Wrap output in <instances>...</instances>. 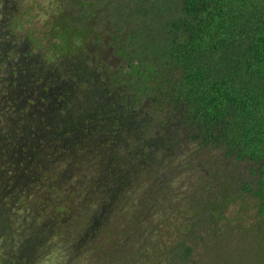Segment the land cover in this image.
Returning a JSON list of instances; mask_svg holds the SVG:
<instances>
[{"label":"rangeland","instance_id":"1","mask_svg":"<svg viewBox=\"0 0 264 264\" xmlns=\"http://www.w3.org/2000/svg\"><path fill=\"white\" fill-rule=\"evenodd\" d=\"M69 1L0 0V98L5 99L0 100V264H115L107 258L105 250L113 249V252L118 244L124 243L121 252L129 251L141 238L137 227L124 224L126 213H132L137 206L138 194L146 199L143 211L147 213L140 223L158 219L159 223L167 222L159 224V233L163 235L156 233L152 244H168L171 238L167 234L171 232L164 225L180 221L174 208L184 203L182 199L191 192L199 169L208 165L207 154L214 155L200 147L194 139L193 129L183 123L178 113L168 110L163 114L155 113L152 108L145 107L132 109L128 107V99L120 103L117 88L108 87L105 65L111 67L117 61L113 54L114 44L109 41L112 33L108 26L110 13H100V19L92 22L99 21L97 29L101 30L75 54L55 63L40 58L42 48L52 45L51 25L60 18L61 12L70 8ZM91 19H95L94 15ZM18 59L25 61L23 64L27 67L45 74L44 84L39 76L33 78V74L28 75V83L23 85L25 88L32 83L30 88H38L41 101L37 99V92L27 93L18 84L19 96L25 98L26 105H34V102L42 107L49 105L54 108V115L61 116L68 107L62 102L63 96L71 92L78 99L84 90L90 91L91 86H97L99 92L111 96L110 103L116 111L123 110L124 115L128 113L126 110L132 111L134 117L131 119L137 124L138 131L147 129L149 133L134 142L132 152H122L124 159L107 158L103 154L104 161H101L100 155L95 154L106 149L104 147L113 141V135L101 137L99 142L105 146L100 147L98 143L93 148L91 145L84 147L79 137L71 138L70 143L62 145L64 153L58 152L59 155L49 158L46 149L50 147L46 141L31 137L33 125H26L28 133L31 132L29 135L26 136L25 130L19 133L17 123L12 121V113L9 118L3 111H6V101L15 98L5 96L8 79L22 74ZM5 61L7 63H3ZM46 86H53L54 90L47 91ZM73 86L77 92H72ZM110 125L119 133L118 125L112 122ZM46 126L48 123L44 122L42 128ZM55 129L60 130V126L56 125ZM6 133L19 137L23 143L15 140L12 144ZM102 133L106 134V131ZM131 135L130 132L127 143L133 142ZM25 137L27 140L23 139ZM25 142L27 147L23 150L27 151L21 156L25 161L29 160L24 163L21 159L14 169L2 156L16 143L22 147ZM87 152L91 154L87 156ZM139 164L144 170L130 186L129 174ZM101 167L106 170L101 171ZM123 169L126 172L120 175ZM152 179L162 185L149 190ZM97 180L100 181L98 185ZM103 184L111 187L113 197L117 192L121 194L119 202L122 201L125 214L110 216L109 193H104ZM57 208L63 209L60 212L56 211ZM73 213L83 218L73 220ZM112 230L120 232L117 235L112 233L109 238L103 235L104 231ZM187 264H264V218L255 214L252 200L241 197L234 207L229 206L216 228L204 234Z\"/></svg>","mask_w":264,"mask_h":264},{"label":"trees","instance_id":"2","mask_svg":"<svg viewBox=\"0 0 264 264\" xmlns=\"http://www.w3.org/2000/svg\"><path fill=\"white\" fill-rule=\"evenodd\" d=\"M69 6L51 25L46 50L54 57L74 53L101 30L99 21L92 23L100 13H110L117 59L109 68L112 87L121 88L132 107L178 113L200 147L214 153L174 208L180 221L164 225L171 232L168 244L151 242L163 235L158 226L164 220L139 222L147 216L143 195L126 213L117 192L110 216L126 213L124 224L137 227L141 238L129 251L121 252L124 243L105 250L107 258L115 264H187L204 234L241 197L264 218V0H70ZM146 133L142 129V137ZM143 170L139 164L130 172V186ZM159 185L152 179L148 189Z\"/></svg>","mask_w":264,"mask_h":264},{"label":"flooded vegetation","instance_id":"3","mask_svg":"<svg viewBox=\"0 0 264 264\" xmlns=\"http://www.w3.org/2000/svg\"><path fill=\"white\" fill-rule=\"evenodd\" d=\"M83 46L84 45L78 48L74 53H70L68 55L56 56V57H54L50 51L46 50L45 48H42L43 50L40 55V58L45 62L55 63L56 61L66 59L70 57L72 54H75L80 49H82ZM23 62L25 61H21V59H18V63H19L18 66L22 68L21 76L17 74L15 75L14 72L12 74H14L16 77H11V79H8L9 83L7 87L9 88H7L6 91L7 93L5 94V96L6 95L8 97L10 95L15 96V98L13 97V100L15 102L12 100L11 101L9 100L10 102L6 101L5 103V105L7 106L6 111L5 110L3 111L4 114H7L9 116V118H11L9 113H12V119H13L12 121L17 123V130L19 131V133H22V130H25L26 136L29 135L31 132L29 131L28 133L26 125L27 124L33 125L34 132H32L31 137L32 138L34 137L36 140L38 139L40 141L41 140L43 141L44 139L46 141V144L48 145V147H50L49 149L48 148L46 149V151L48 152L46 153V155L49 156V158H53L55 155H59L58 152L60 154L64 153L65 151L62 150L63 143L65 142L70 143L69 140L71 138L74 140L77 137L81 138V143H83L84 147L91 145V148H93V146H97L98 143L100 144L99 145L100 147L105 146L101 142H99L102 140L101 137L107 138V136L113 135V141L109 142L108 145L104 147L106 149H100L98 150L99 153H95L97 155H100L101 161H104L103 154L106 155L105 157L107 158L111 156L112 159L113 158L124 159V157H122L124 155L122 153L123 151H126L127 154L132 152V149L134 148L133 145H135L134 142H138L140 139L139 137H142L143 135L142 130L138 131L137 124L134 123L133 120L131 119L134 117L132 111L126 110V112H128L126 115L122 114L123 110H120L121 112L116 111V108L113 107L110 103L111 96L104 95L102 92H99L97 86H91L93 88H90V91H88L87 89L84 90L82 93H80V97L78 99L77 96L73 93L71 94V92H69L70 93L69 95L63 96L62 102L66 103L68 107L65 106L66 108L63 110L64 112L62 113L61 116L54 115L53 114L54 108L49 105L42 107V105L37 104L36 102H34V105H26V103H24L25 98L24 97L21 98L19 96V90L17 87L18 84L20 83V85L23 86L24 83L27 82L28 75H33V74H35L34 77L32 76L33 78L39 76L41 79L40 82L43 83V81L45 80V74H43L41 70H38L36 68L27 67L26 65L23 64ZM3 63H7V62L5 61ZM109 68L110 67L108 66L106 67L105 65L106 75H108V84H109L108 87L111 88L112 84L110 81V74L113 71L110 70ZM24 78H26V80ZM31 85L32 83H30V85H27L25 88L23 86L22 89L23 88L26 89L27 93L31 92L32 90L37 92L38 94L37 99L41 101L42 96H40V92L38 91V88L32 89L30 88L33 87ZM46 87H47V91L54 90L53 86L51 87L46 86ZM72 88H73L71 89L72 92L73 90L76 91L74 89V86ZM117 89L120 91L119 94L121 95L119 101L120 103H123L124 101H126L125 99H128L127 94L124 91H122L121 88H117ZM0 100L1 102H3V100L5 99L0 98ZM11 102H14L13 103L14 105L12 106L9 105ZM22 106L24 108L23 111H21ZM34 107L37 109H34ZM128 107H131L132 109L135 108L130 106V103L128 104ZM71 108L72 109L74 108V110L71 111ZM44 122L48 123V126H46V128L43 129L42 126L44 125ZM110 122L115 123L116 126L117 125L119 126L117 128L119 130V133H117L116 129H114L110 125ZM56 125L60 126V130L57 131L55 129ZM103 131H106V134L102 133ZM114 131L117 134L112 133ZM130 132L132 133L131 140L133 139V142L127 143L126 140ZM5 136H7L9 140H12L11 141L12 144L15 140L16 141L19 140L20 142L18 143H23V141H21L19 137L14 136L12 133L11 134L6 133ZM136 137L137 139L136 141H134V138ZM23 139L27 140V137ZM18 143H16L13 146L12 150H9V152H5V154H3L2 156L5 157L4 159H7L8 165L13 166L14 169L16 163H19L21 159L23 160L24 163H26V161L29 160L27 159L25 161L23 156H21L22 152L27 151V150L25 151L23 150L27 147L26 146L27 142H25L22 145V147H20ZM116 145L121 146V148L116 147ZM91 148H88L87 150L91 151ZM95 149L96 148L92 150ZM90 154H91L90 152L86 153L87 156H89ZM26 155L27 154H25V156ZM102 170H106V169L101 167V171ZM125 172L126 170L123 169L120 175H123ZM96 182H97L96 184L98 185V182L100 181L97 180ZM100 185H102V183ZM103 186H104L103 190H105L104 193L105 194L109 193L108 199L110 203L111 200L113 199V193L110 194L112 192L111 187L108 188V186L105 184H103ZM62 209L57 208L56 211L60 210L61 212ZM3 210L6 211L5 208ZM74 216H76L75 213L72 214L71 219L76 220L77 218H75ZM67 217H69V215H67ZM71 219H69L68 222H70ZM65 239H68V237H66ZM68 240H70L71 242L73 241L72 239H68Z\"/></svg>","mask_w":264,"mask_h":264}]
</instances>
